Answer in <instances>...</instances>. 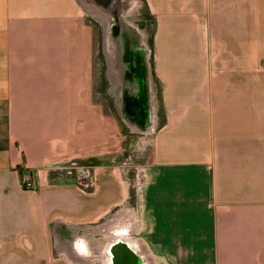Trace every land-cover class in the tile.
I'll return each instance as SVG.
<instances>
[{
  "label": "crops",
  "instance_id": "obj_1",
  "mask_svg": "<svg viewBox=\"0 0 264 264\" xmlns=\"http://www.w3.org/2000/svg\"><path fill=\"white\" fill-rule=\"evenodd\" d=\"M148 1L155 183L139 209L95 100L81 1L0 0V264H78L57 232L123 204L150 264H264V0ZM84 157L87 185L67 165Z\"/></svg>",
  "mask_w": 264,
  "mask_h": 264
},
{
  "label": "rangeland",
  "instance_id": "obj_2",
  "mask_svg": "<svg viewBox=\"0 0 264 264\" xmlns=\"http://www.w3.org/2000/svg\"><path fill=\"white\" fill-rule=\"evenodd\" d=\"M91 3L94 5V2ZM84 10L85 21L87 26L90 27L89 30L91 32L92 39L90 49V54H92L90 58V77L92 85V78L94 79L95 100L100 103L102 112L107 118L111 120L116 118L114 120L117 123L118 153L116 157V164L120 166V168L122 167V176L124 181H126V185L129 192H131L132 197L126 204L129 206H140L142 198L148 193L149 188L155 183V179L150 175L155 170L153 169L154 166L152 162L154 144H152L151 141L156 130L151 125V121L154 122L152 119H155L156 111L153 110L157 107V86L155 85L153 81L154 78L152 77V72L154 71V67H152V60L153 40L156 25L155 13L153 12L148 0H126V4L123 6V18L125 21L124 23H121L120 26H115V28L118 27L119 34L122 26H124V28L126 27V30H123L124 35L128 37L131 42L135 40L137 47L127 48V46L124 45L123 57L128 58V68H126L125 71L119 75L114 70L117 62L116 59L114 57L109 59L108 57V50L105 45L106 31L103 23L96 16L89 13L87 8L84 7ZM105 10L110 11V8L102 7V11L104 12ZM113 13L114 11L112 14ZM107 19L110 21V24L117 23L116 15H110ZM111 32L112 30H108L110 38L111 35L115 36L117 34H115V31ZM110 44H112L111 49H113V47H115L114 41L111 40ZM131 64L134 66H131ZM133 68L138 73V79L134 78ZM115 74L118 76H115ZM147 77L148 81L146 82ZM142 79L143 81L145 80V84L147 83L148 90L146 89L140 92V81H142ZM110 80H112L113 83ZM115 80H117V82H115L117 90L116 87L111 89L112 85L115 84ZM138 80H140L139 83H137ZM144 91L146 93H144ZM152 97L154 98V104L150 102ZM145 102L151 106L152 119H148L150 117L147 116L146 110L144 111L145 117L143 118L142 116V110L140 107L143 105L142 103ZM126 108L128 110L133 109V112L137 114L136 117L133 116L132 118L134 122L133 126L125 119L123 111ZM134 113L132 115H134ZM107 157H109L107 156V152L106 155L101 154L100 161H108ZM74 159L77 160V163H70L69 160V163H67V165H69L68 171L71 172V170L75 168L78 170L80 175L79 177L82 178L83 183L86 182V185L89 182L91 183V171L93 167L88 164L90 162L95 163V161L85 157L77 159L72 158L71 160ZM67 174L72 175L70 173ZM123 206H125V204L114 208L113 211L107 215L105 220L100 223H95L97 225L94 226H103L104 224L106 226L108 224V220L112 219V216ZM139 206L138 208L141 209L142 207ZM84 227L90 228L92 226H87V224H85ZM105 229L106 228L103 226L100 230ZM104 232L105 231L95 232L93 240L94 245H96L97 241L100 240L98 239L99 237L103 238ZM107 232H109V230H107ZM96 237L98 240L95 239ZM88 255L85 256L84 254L83 256L88 261L94 259L95 254L93 251ZM79 256H81V254H79ZM74 262H77L78 264H85V261L83 260H76Z\"/></svg>",
  "mask_w": 264,
  "mask_h": 264
},
{
  "label": "bare ground",
  "instance_id": "obj_3",
  "mask_svg": "<svg viewBox=\"0 0 264 264\" xmlns=\"http://www.w3.org/2000/svg\"><path fill=\"white\" fill-rule=\"evenodd\" d=\"M80 1L82 3L83 7L87 8L89 13L96 16L103 23L104 29L106 31L105 45H106V48L108 50V57H109V59L112 57H114L116 59L117 62H116L114 70L119 75H121L123 73V71H125V69L128 68V62H127L128 58L123 57L124 45L127 46V48L137 47V43H135V40L132 42L129 41L128 37H126L124 35V32H123L124 26H122V30L115 37V40H116L114 42L115 47H113V49H111L112 44H110V41L111 40L113 41V37H112L113 35H111V38H110V34L108 33V30L112 29L111 28L112 24H110V21L107 18L110 17V15H112L113 11L114 12L118 11L120 17L117 19H119L118 20L119 22L123 23L125 21L123 18V15H124L123 6L126 4V0H113L111 7L109 6L110 11L105 10L104 12L102 11V9L97 8L95 5H93L88 0H80ZM131 66H132V64H131ZM115 76H116V74H115ZM129 123L133 126L132 122L129 121ZM134 223H136V216H135L134 212L131 209H129L127 206H123L120 208V210H118L116 212V214H114L112 216V220L106 226L103 225L106 228L105 230H100L103 228V226H92L90 228H87V227L69 228L70 231L64 232V236L62 234L60 235V233L57 232V235L61 238V239L57 238L58 239L57 240V246L60 250H63L61 252L63 254H65L72 262H74L76 260H79V261L83 260V261H85L84 262L85 264H101V260L103 259L102 252L104 254V248H105L104 246H106V244L110 240H113L116 238L117 232L115 234V233H113L114 232L113 230L116 228L118 229V227L126 226L128 224L134 225ZM87 226H89V225H87ZM108 229L110 230L109 232H107ZM100 231H105L103 238L99 237L98 239H100V240H98L96 237L95 239H97L98 241H97L96 245L92 246L91 244H93L95 232H100ZM126 235H128V234H121V235H118L117 237L122 236L123 238H127L128 236H126ZM130 236L132 238H134L132 235V232H131ZM75 237H76V241L82 240L81 238L86 240V242L89 246L90 253L93 251V247H94L95 255H94L93 260L88 261L83 256L84 254L78 250V248L75 249L72 246L73 243L71 244V241ZM136 244L139 245L138 242ZM79 254H81V256H79ZM145 255L150 260L149 254H145Z\"/></svg>",
  "mask_w": 264,
  "mask_h": 264
},
{
  "label": "water",
  "instance_id": "obj_4",
  "mask_svg": "<svg viewBox=\"0 0 264 264\" xmlns=\"http://www.w3.org/2000/svg\"><path fill=\"white\" fill-rule=\"evenodd\" d=\"M88 1L94 2V5L95 6L97 5L96 7L100 8V9H102V7H109L113 3V0H88ZM112 15H116L117 23L112 24L111 25L112 29H109V30L110 31L112 30V32L115 31V34L116 33L117 34L115 36L113 35V37H116L118 35L119 31H118V27L115 28V26H120V24L122 22H119L118 21L119 19H117L120 17L118 12H114ZM124 29L126 30V27ZM114 39L115 38H113V41L115 42L116 40H114ZM132 66H134V65H132ZM133 70H134L133 74L138 79L139 76H138L137 71L134 68H133ZM139 81L140 80H138V82ZM147 81H148V77L146 79V82ZM144 84H145V80L143 81V79H142V81H140V92H142L143 90H146V89L148 90L147 83L145 84V86H144ZM146 86H147V88H146ZM146 107H148V110H147V108L140 107V109L142 110V116H143V118L145 117L144 111L146 110L147 116L150 117L148 119H152V111H151L152 109H151L150 104H146ZM133 111H134L133 109L128 110L127 108L123 111V113L125 115V119L128 123H129V121L134 123L132 118H133V116L134 117L137 116V114L134 113ZM133 113H134V115H132ZM148 123H149V120H148ZM151 125H153L152 121H151ZM111 220L112 219L108 220V223ZM104 226H105V224H104ZM113 231H114L113 233H115V234L117 232L116 238L113 240H110L106 244V246H104L105 248H104V254L102 252L103 259L101 260V264H149L150 263L148 257L145 255V253L142 252L141 247L136 244L137 240H135V238H132L130 236L131 232H132V224H128V225L123 226V227H118V229L116 228ZM121 234H128V235H126L128 237L127 238H123L122 236L117 237L118 235H121ZM81 239L82 240H80V241L77 240L78 244H76V247L78 248V250L80 252H82L85 255L86 254L88 255L90 253L89 246H88L85 239H83V238H81ZM92 245H94V244H92ZM93 253L95 254L94 247H93Z\"/></svg>",
  "mask_w": 264,
  "mask_h": 264
},
{
  "label": "built area",
  "instance_id": "obj_5",
  "mask_svg": "<svg viewBox=\"0 0 264 264\" xmlns=\"http://www.w3.org/2000/svg\"><path fill=\"white\" fill-rule=\"evenodd\" d=\"M69 163V162H68ZM70 163H77V160H70ZM69 167V165H68ZM70 172V171H68ZM22 184L24 187L26 188H32L33 187V180L31 178V175L27 174V175H24L23 178H22Z\"/></svg>",
  "mask_w": 264,
  "mask_h": 264
}]
</instances>
